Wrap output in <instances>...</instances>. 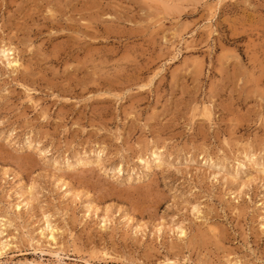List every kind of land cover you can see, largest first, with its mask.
Listing matches in <instances>:
<instances>
[{
	"label": "rangeland",
	"instance_id": "374dc122",
	"mask_svg": "<svg viewBox=\"0 0 264 264\" xmlns=\"http://www.w3.org/2000/svg\"><path fill=\"white\" fill-rule=\"evenodd\" d=\"M0 226V264H264V0H0Z\"/></svg>",
	"mask_w": 264,
	"mask_h": 264
},
{
	"label": "bare ground",
	"instance_id": "6f19581e",
	"mask_svg": "<svg viewBox=\"0 0 264 264\" xmlns=\"http://www.w3.org/2000/svg\"><path fill=\"white\" fill-rule=\"evenodd\" d=\"M7 48V47H6ZM7 49H9V48H7ZM3 50V49H2ZM2 53L4 54V56L5 57H9L10 56V54H9V50H3L2 51ZM3 56V57H4ZM9 60V59H8ZM7 60V61H8ZM14 60H16L15 58H14ZM8 63V66L9 67H11L12 69H13V67H14V69H17V68H19L20 67V63H19V61L18 60H16V61H9V62H7ZM160 164V163H159ZM148 165V164H147ZM27 191V190H26ZM21 194V193H20ZM23 195V194H22ZM22 195H18V196H20V199H19V202H20V205L18 206V209L19 210H21L22 209V204H24L25 203V200L23 199V196ZM31 195V194H30ZM27 201V200H26ZM87 205V204H86ZM91 205V204H90ZM95 206V205H94ZM25 207V206H24ZM23 207V208H24ZM91 208V207H90ZM89 208V209H90ZM92 209V208H91ZM94 210V209H93ZM96 210V209H95ZM103 222H104V225H106L107 224V220L106 219H104V220H102ZM8 223V222H7ZM48 224V223H47ZM139 225V223L137 224V226H136V230L138 231L139 230V228H140V226H138ZM46 226V225H45ZM53 226V225H52ZM50 224H48V226H46L44 229H42V234L43 235H45L47 232H48V239H50V241H52V242H50V243H53L52 244V247L54 248V249H56V246H57V243H58V240H57V234H56V236H55V232H56V230H55V228H53ZM1 227V226H0ZM106 227V226H105ZM58 228V227H57ZM162 230L161 229H159V231L158 232H161ZM140 232V231H139ZM185 231L182 229V230H180V232H179V234H180V236L179 237H184L185 236ZM0 235H4V232H0ZM42 235V236H43ZM42 239V238H41ZM45 239V238H44ZM49 241V240H48ZM7 243V242H6ZM10 244H4L3 245V250L6 248V247H8ZM50 245V244H49ZM51 246V245H50ZM9 248V247H8ZM52 248V249H53ZM58 249V248H57ZM55 255H58V256H61V254L57 251H55V253H54ZM53 257H54V255H53V253L51 254ZM172 264H174V263H172ZM230 264V263H229ZM233 264H235V263H233Z\"/></svg>",
	"mask_w": 264,
	"mask_h": 264
}]
</instances>
